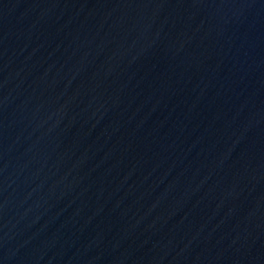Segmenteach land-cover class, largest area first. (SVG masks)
<instances>
[{"label": "water", "instance_id": "water-1", "mask_svg": "<svg viewBox=\"0 0 264 264\" xmlns=\"http://www.w3.org/2000/svg\"><path fill=\"white\" fill-rule=\"evenodd\" d=\"M0 264H264V0H0Z\"/></svg>", "mask_w": 264, "mask_h": 264}]
</instances>
